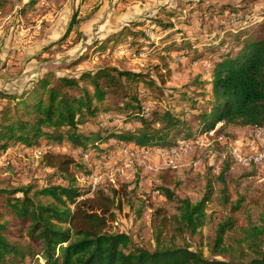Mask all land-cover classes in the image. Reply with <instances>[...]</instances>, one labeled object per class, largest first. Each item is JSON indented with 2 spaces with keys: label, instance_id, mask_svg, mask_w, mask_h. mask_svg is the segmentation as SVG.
<instances>
[{
  "label": "rangeland",
  "instance_id": "374dc122",
  "mask_svg": "<svg viewBox=\"0 0 264 264\" xmlns=\"http://www.w3.org/2000/svg\"><path fill=\"white\" fill-rule=\"evenodd\" d=\"M2 1L6 7L0 6V92L11 96L31 89L38 80H49L52 86L57 77H79L83 72L108 67L144 74V81L156 83H139L146 109L153 108L155 102L183 107L180 94L188 93L196 81L210 80V61L239 47L230 34L241 30L246 35L264 36V0ZM224 6L238 10V14L250 8L253 13L240 24L236 20L239 15L232 16V10L220 13ZM240 25L245 28L239 29ZM128 31L143 32L145 37L135 40L129 33L125 35ZM101 46L104 49L100 50ZM164 57L169 71L164 70ZM10 104L8 98H0V111ZM126 120L122 113H99L83 129L88 133L101 127L133 130L138 126ZM253 130L224 126L218 135L225 137L226 144L218 141L217 134L203 136L198 145L177 155L164 152L165 148L116 140L102 143L103 148L109 144L115 147L103 157L84 153L66 142L46 145L43 141L33 147L16 143L0 154V177L11 178L15 188L41 190L64 184L62 177L43 165L42 153L71 155L87 170L78 175L80 187L91 193L109 188L117 191L118 209L111 232L128 236L130 249L155 250L161 215H165L170 221L163 231L167 242L207 258L222 259L211 250L218 225L228 214L221 200L223 186L216 179L231 158L230 145L236 140H251ZM180 138L174 147H183ZM210 181L214 194L205 207L204 226L197 233L183 230L180 235L172 220L179 214V200L201 202ZM225 182L231 201L242 199L240 223L260 226L264 219V165L244 167L233 161ZM159 187L168 188L175 199L166 198ZM238 232L227 235V243L234 248L233 256L241 257ZM244 251L246 258L255 257L248 248Z\"/></svg>",
  "mask_w": 264,
  "mask_h": 264
},
{
  "label": "trees",
  "instance_id": "16d2710c",
  "mask_svg": "<svg viewBox=\"0 0 264 264\" xmlns=\"http://www.w3.org/2000/svg\"><path fill=\"white\" fill-rule=\"evenodd\" d=\"M0 6L4 9L6 3L0 0ZM250 9L238 14V10L226 6L220 13L232 10L231 15H239L236 20L240 22L253 13ZM124 33L135 40L145 37L143 32ZM230 36L239 47L210 61V80L196 81L188 93L180 94L183 107L155 102L153 108L146 109L139 83H156L144 81V74L108 67L83 72L79 77H57L52 86L49 80H38L16 96L0 92V98H8L13 104L0 111V154L16 143L33 147L44 141L46 145L66 142L84 153L103 157L115 148L111 144L101 146L110 140L138 147L172 148L177 138L200 139L218 123H223L218 134L224 126L264 129V36L246 35L241 30ZM114 40H107L106 46ZM162 60L164 70L169 71L165 57ZM114 112L138 126L133 130L115 126L84 131L83 125L99 113ZM42 163L62 177L64 184L41 190L32 186L15 188L11 178L0 177V264H264V219L258 227L241 224L242 199L231 201L225 182L232 157L216 179L223 186L221 200L228 214L218 225L211 250L222 259L207 258L167 242L163 231L170 221L165 215H161L155 250L138 246L130 249L128 236L111 232L118 209L115 189L91 193L80 187L78 175L87 170L71 155L44 152ZM158 190L171 201L175 199L168 188ZM213 194L210 181L201 202L179 200V214L172 220L180 235L183 230L197 233L204 226L205 207ZM83 195L89 196L81 199ZM237 229L241 257L233 256L234 248L227 243V235ZM245 248L255 257L246 258Z\"/></svg>",
  "mask_w": 264,
  "mask_h": 264
},
{
  "label": "built area",
  "instance_id": "2783aa9c",
  "mask_svg": "<svg viewBox=\"0 0 264 264\" xmlns=\"http://www.w3.org/2000/svg\"><path fill=\"white\" fill-rule=\"evenodd\" d=\"M223 125V123H218L216 127L210 131L208 134H205L204 137L208 135L216 136L219 142L226 144V139L223 135H218L217 131ZM251 140L246 142L243 140H236L233 144L230 145V155L232 160L244 167H260L264 165V129L255 128L251 133ZM199 139H193L189 141L183 140V147H172L165 148L164 152L168 154H182L188 152L189 148L194 145L199 144ZM85 156H87L85 154Z\"/></svg>",
  "mask_w": 264,
  "mask_h": 264
}]
</instances>
